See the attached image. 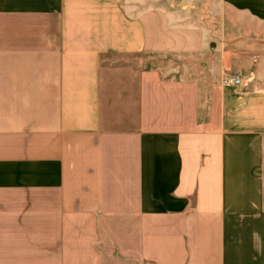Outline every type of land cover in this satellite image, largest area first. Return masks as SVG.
Listing matches in <instances>:
<instances>
[{"label": "crops", "instance_id": "0c3cea01", "mask_svg": "<svg viewBox=\"0 0 264 264\" xmlns=\"http://www.w3.org/2000/svg\"><path fill=\"white\" fill-rule=\"evenodd\" d=\"M255 35L264 0H0V264H264Z\"/></svg>", "mask_w": 264, "mask_h": 264}, {"label": "rangeland", "instance_id": "374dc122", "mask_svg": "<svg viewBox=\"0 0 264 264\" xmlns=\"http://www.w3.org/2000/svg\"><path fill=\"white\" fill-rule=\"evenodd\" d=\"M253 41L264 43V37L255 35L253 37ZM141 60V53H133V54H123V53H113L109 52L104 61L105 62H112V63H139Z\"/></svg>", "mask_w": 264, "mask_h": 264}, {"label": "built area", "instance_id": "2783aa9c", "mask_svg": "<svg viewBox=\"0 0 264 264\" xmlns=\"http://www.w3.org/2000/svg\"><path fill=\"white\" fill-rule=\"evenodd\" d=\"M226 83H237L238 82V78L236 76H231L228 77L227 79H225Z\"/></svg>", "mask_w": 264, "mask_h": 264}]
</instances>
